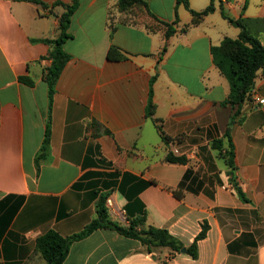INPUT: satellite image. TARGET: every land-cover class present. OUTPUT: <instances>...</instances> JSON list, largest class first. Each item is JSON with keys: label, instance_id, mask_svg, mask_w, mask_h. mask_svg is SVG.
Listing matches in <instances>:
<instances>
[{"label": "crops", "instance_id": "0c3cea01", "mask_svg": "<svg viewBox=\"0 0 264 264\" xmlns=\"http://www.w3.org/2000/svg\"><path fill=\"white\" fill-rule=\"evenodd\" d=\"M42 1L48 9L0 0V264H46L36 239L48 230L62 237L79 233L96 217L102 195L127 220L111 221L127 226L145 214V227L166 229L184 248L206 223L197 258L167 248L148 251L135 239L97 229L70 245L63 264H264V107L253 104L254 95L264 98V79L258 72L252 101L241 106L229 131L243 201L228 184L225 160L211 148L235 108L221 105L229 85L210 54L211 46L240 31L220 7L231 20L249 23L262 43L264 0L252 12L248 5L242 12L244 0H215L214 11L195 25L176 0H144L159 20L177 21L168 38L164 26L119 12L117 0H80L51 102L43 80L50 48L42 40L59 33L64 9L52 3L72 0ZM187 1L195 12L209 4ZM110 46L125 59L108 60ZM153 75L155 111L146 117ZM168 152L186 163L166 162Z\"/></svg>", "mask_w": 264, "mask_h": 264}, {"label": "trees", "instance_id": "16d2710c", "mask_svg": "<svg viewBox=\"0 0 264 264\" xmlns=\"http://www.w3.org/2000/svg\"><path fill=\"white\" fill-rule=\"evenodd\" d=\"M28 1L39 5L42 9L49 8L42 0ZM214 1L215 0H209L208 6L200 12H195L189 9L187 0H176V4H182L189 11V13L192 15L191 24L195 25L202 17L214 11ZM218 1L221 2V0ZM247 3L248 0H244L242 12L247 7ZM79 4L80 0H72L69 4H64L60 1H55L52 3V7L61 6L64 11L58 16L59 33L57 38L53 40H42L50 48L48 52V58L51 60V65L43 72V80L47 85L48 98L50 102L54 93V85L56 80L69 58V56L62 49V45L66 39L70 38L68 27L71 17L79 7ZM117 9L122 13L134 12L133 15L135 14L134 16L136 17V23H139V20L144 18L152 25L159 24L164 26L165 38H168L175 32V30L172 28V25H175L177 21L175 20L171 24H168L159 20L150 11L147 3L144 0H117ZM220 9L222 17L240 30L237 38L232 39L225 37L219 45L210 47L212 62L219 73L227 80L229 85V94L227 98L221 103V105H229L232 109L235 108V110L230 117V121L227 124L222 139H214L211 142V148L217 151L218 156L223 158L227 164L228 184L241 200L246 201L241 189L237 186L233 177V171L235 169L233 164L234 146L232 144L229 131L231 125L240 115L241 106L244 103H251L252 101V90L254 88L255 79L258 72H260L261 77L264 79V46L248 31L243 19L231 20L225 15L222 7H220ZM152 25L150 26L146 23L145 27L148 30H151L153 28ZM183 31H185V28L180 29V32ZM164 50L165 47H163L162 53ZM106 57L111 61L125 59V56L119 51L118 48L114 46L109 47ZM155 79L156 76L153 75L149 82L146 117H152L155 111V105L152 100V85ZM20 81L27 83L28 85L31 84L29 80L24 78L20 79ZM152 120L159 136L164 142L167 143L169 139L164 135L161 126L158 124V120L155 118ZM48 140L49 129L47 125L40 152L37 154L35 160L37 167L39 161L45 156ZM225 142L226 145H224ZM165 161L174 164H184L187 160L184 156H176L173 153L168 152L165 156ZM172 193L175 197H179L177 190H172ZM106 198V195L100 196L95 206L96 217L79 233L68 237H62L56 231L48 230L36 239L35 249L45 260L46 264H63L70 245L74 241L88 236L97 229L113 230L126 238L135 239L139 241L140 244L148 251L154 248H167L171 252L180 253V250L184 248L182 243L169 234L166 229L156 228L153 226L145 227V214H142L139 218L129 220L127 226H122L111 221L105 208ZM207 230V224L203 223L200 232L196 235L193 242L185 248V254L189 255L192 259L197 258V242L206 236Z\"/></svg>", "mask_w": 264, "mask_h": 264}, {"label": "built area", "instance_id": "2783aa9c", "mask_svg": "<svg viewBox=\"0 0 264 264\" xmlns=\"http://www.w3.org/2000/svg\"><path fill=\"white\" fill-rule=\"evenodd\" d=\"M253 104L255 107H264V98L257 95L253 96ZM105 208L109 218L116 219L121 222H127L123 209L119 208L111 197L105 200Z\"/></svg>", "mask_w": 264, "mask_h": 264}, {"label": "rangeland", "instance_id": "374dc122", "mask_svg": "<svg viewBox=\"0 0 264 264\" xmlns=\"http://www.w3.org/2000/svg\"><path fill=\"white\" fill-rule=\"evenodd\" d=\"M259 3V0H248V3H247V5H248V7H247V9H248V12H252V11H254V10H256V8H257V4ZM132 12H130V14H131ZM134 13V12H133ZM133 13H132V15H133ZM135 15V14H134ZM139 15V14H138ZM135 20H136V18H135ZM139 21H141V20H139ZM250 24L248 23L247 25H246V28L247 29H250ZM249 31V30H248ZM262 43L264 44V38H262ZM257 77H258V75H257ZM256 77V78H257Z\"/></svg>", "mask_w": 264, "mask_h": 264}, {"label": "water", "instance_id": "95a60500", "mask_svg": "<svg viewBox=\"0 0 264 264\" xmlns=\"http://www.w3.org/2000/svg\"><path fill=\"white\" fill-rule=\"evenodd\" d=\"M180 253H185V248H182V249L180 250Z\"/></svg>", "mask_w": 264, "mask_h": 264}]
</instances>
